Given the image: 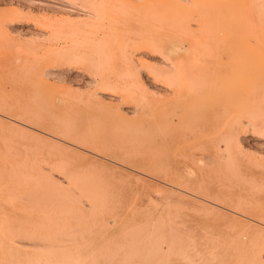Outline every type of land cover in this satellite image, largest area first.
<instances>
[{
	"label": "rangeland",
	"instance_id": "374dc122",
	"mask_svg": "<svg viewBox=\"0 0 264 264\" xmlns=\"http://www.w3.org/2000/svg\"><path fill=\"white\" fill-rule=\"evenodd\" d=\"M20 1L0 0V96L12 109L20 108L26 118L36 121L37 129L25 125L19 130L12 115L0 117V212L18 223L20 206L27 203L23 192L38 181L35 174L48 173L56 186L63 183V190L72 189L83 206L88 195H100L105 207L127 210L123 223L145 219L155 208L163 210L161 233L140 241L141 250L133 258L136 264H264V93L257 91L264 79L256 77L264 69V9L257 14L247 9L238 38L225 40L230 56L215 63L225 72L222 80L205 88L199 75L192 73L183 77L177 95L160 81L162 77H156L155 69L170 62L178 63L181 71L192 65L183 46L177 47L183 43L186 47L183 24L187 17L182 8L188 3H181L184 0ZM207 1L222 6L223 0ZM207 1L189 3L190 8L201 5V11L208 13H191L188 21L195 29L190 39L205 43L196 45V51L211 55L218 50L211 34L224 13L205 8ZM259 1L264 6V0ZM199 16L204 21L201 27L195 20ZM100 76L108 78L114 90L131 92L133 100H122L120 91L112 88L115 95L86 84ZM238 86H243L244 94ZM51 124L68 126L94 143L131 150L143 172L154 159L177 169L179 175L168 180L173 185L189 172L190 193L179 196L169 183H160L161 176L152 180L113 164L106 154L50 138ZM164 130L170 132L166 144L154 147L153 136L157 142ZM16 172L17 177L12 175ZM19 172L30 175V183ZM20 177L27 180L25 184ZM8 190H16L13 193L19 199L13 200ZM146 191L153 192L151 199L144 195ZM158 191L161 201L156 198ZM144 254L147 257L141 259ZM116 259L99 264H121Z\"/></svg>",
	"mask_w": 264,
	"mask_h": 264
},
{
	"label": "bare ground",
	"instance_id": "6f19581e",
	"mask_svg": "<svg viewBox=\"0 0 264 264\" xmlns=\"http://www.w3.org/2000/svg\"><path fill=\"white\" fill-rule=\"evenodd\" d=\"M198 1L199 0L181 1V3L182 2L188 3L187 5L185 4L184 7L182 6L183 7L182 13H185L186 17H187V19L184 21V24H183V32L185 34L186 47H184V43L180 44L177 47L181 48L183 46L182 48L184 51L183 50L182 51L188 55V57H186V61L187 62L190 61L192 65L186 66L181 71L178 68V63L170 62L168 64L166 63L165 65H162L163 66L162 68L155 69L156 73H157L156 77H162L161 78L162 80L160 79V81H162L163 84L165 83L166 85H168V87L177 95H179L181 93V88H182L181 81L184 80L183 77H186L192 73L199 75L197 77L199 78V80L201 81V84H203V86L205 88L208 86H211L210 84L213 82L216 83V82H219V80H222L224 75H225V72L222 74L221 70L217 68L215 63L224 59V58H228L230 56L231 52L229 50V47H227L225 45L226 44L225 40L228 39L229 37L237 39L238 36L240 35V32L243 30V22H244V18L242 16V13H246V11H248V10L251 13H256V12L259 13V12L263 11V9H264L263 4L259 0H223L220 3V4H222V6H219L216 3H213L211 5L210 4L211 2H208L207 0H205V1H207V3L205 4V8L211 9L210 11L223 9V10H219V11H221V13H224V15L221 16V19L217 20L215 32H213L211 34V40L209 38H206V39H209L212 44L218 45V50L216 51V53L210 55V54L203 53V52H206V50H204L202 52H201V50H199L200 51L199 52L197 49V51H196V45L200 46V45L205 44L202 42V39L199 41L197 39H194V40L190 39V36L195 29L190 28L188 16H190L191 13H208L205 11H201V5L195 6L194 9H192L188 6L189 3L194 4L195 2L197 3ZM26 2H30V1H26ZM20 3H21V1H20ZM32 3H33V1H32ZM196 3L194 5H196ZM174 6H176V5H174ZM191 6H193V5H191ZM89 8H93V4H91V6ZM84 9H85V7H84ZM170 12H171V10H170ZM76 13L79 14V12H76ZM228 13L229 14L233 13V16L227 17L229 15ZM74 14H75V12H74ZM84 15H85V12H84ZM90 15H91V13H90ZM85 16H87L86 18H88V14H86ZM97 16H99V15L97 14ZM97 18L99 19L100 17H97ZM192 20H194V19H192ZM195 20L198 24L197 25L198 27H201L202 24L204 23L201 16L196 17ZM97 21H99V20H97ZM179 29H178V31L182 32V30H179ZM38 35H41V34H38ZM145 42L146 43H144V46L148 47L149 42L147 43L146 40H145ZM221 44H223V45H221ZM145 50H146V48H145ZM197 52H198V54H197ZM192 53H195V54H193V56H192L191 55ZM167 60L170 61L169 59H167ZM140 61H141V59H140ZM244 68H246V67H244ZM54 71H56V70H54ZM52 72H53V70H52ZM45 73H48V72L44 71L43 74H45ZM49 74H51V71ZM256 74H257L256 77H258L259 79H264V69L258 71ZM151 77H152V75H151ZM115 78H117V77H115ZM155 81H159L158 78H155ZM248 81H249V78H248ZM231 82H232V79H231ZM206 83H208V84L205 86ZM239 83L241 84L240 81H239ZM86 84L87 85L89 84L90 86L91 85L95 86L97 89H100L101 92L107 91L109 94L111 93L112 95H115L113 93V91L110 90L111 88L113 89V86L111 85L110 80L108 78L103 77V76H100L98 79L91 78L90 80H88V82ZM237 84H235V85H237ZM244 84L246 85V83H244ZM244 84H243V86H244ZM247 85H249V84H247ZM48 86H46V87H48ZM238 87L242 88L241 86H238ZM247 87L248 86H246V89H247ZM52 88H53V86H52ZM212 88H214V87L212 86ZM251 88H252V85H251ZM253 88H255V87H253ZM135 89H136V87H135ZM165 89H167V88L165 87ZM108 90H110L112 92H110ZM233 90H234V88H233ZM244 90H245V86H244ZM244 90L242 88L243 94H244V92H243ZM116 91H120V93L118 92L119 98H121L122 100H124V101L133 100V95L131 92H128V91L126 92V91H122V90L115 88L114 92H116ZM121 91H122V93H121ZM136 91H137V89H136ZM257 91L264 93V83L257 88ZM107 92H106V94H107ZM237 92L239 94V91H237ZM240 92H241V90H240ZM94 93L97 95L96 92H94ZM220 93H222V92H220ZM88 95H89V93H88ZM92 96H93V94H92ZM198 101H199V99H198ZM119 104H120V102H119ZM124 107H125V105H124ZM110 110H112V109H110ZM134 110H136V107L132 106L131 111L134 112V114H135ZM36 112H37V110H36ZM6 114L12 115L11 116L12 119L20 124L19 130H24L25 128H23V127H26V126H30L32 128L37 129L36 127H34L35 124H37L36 121L33 122V120L26 118L20 108L12 109L10 107V104H8V102L0 96V117L4 116ZM233 114H234V112H233ZM132 115H133V113H132ZM231 115H229V116L231 117ZM235 115H237V113H235ZM240 116H242V115L240 114ZM253 116L254 115H252V117ZM6 117H8V116H6ZM154 118H155L154 120L156 121V115L154 116ZM193 118H194V116H193ZM228 119H230V118H227L226 120H228ZM167 120H168V118H167ZM226 120H225V122H226ZM26 121H28V122H26ZM165 124H166V122H165ZM32 128H30V130ZM45 128H46V125H45ZM49 128H50L49 132L51 133V134L49 133V135L52 136L50 138H61V140L65 139L64 141L69 144V147H70V145H72L73 147L83 149V151L88 150L87 148H91L92 151H96V153L100 156H105V155H102V153L106 154L105 157L110 162H113V164L119 165L121 167H125L127 169L129 168L130 170H133V172H136V171L141 172V173L147 175V177L152 178V180H153V178H156V176H161L160 177V183H161V181H163L164 183H166L165 185H167V183H169L168 180H172L173 177H176L179 175V172L177 171V169L170 168L166 165L161 164V162L154 161L156 159L151 160L150 168H148V170H144V172H143L142 170H139V168L137 167L136 158L133 155L131 150H124V149L116 148L114 146H109V145L106 146L100 142L94 143L87 136L81 134L80 132L78 133V132L70 129L68 126L67 127H60L58 124L57 125L51 124V125H49ZM11 130L13 131L12 134H14V135L17 134V132L15 130H13V129H11ZM37 133H40V132L37 131ZM42 133H44V132H42ZM128 133H129V131H128ZM167 134H170V132H167L164 130L162 132L161 137L160 138L157 137L158 143L156 142V139L153 136V142H154L153 146L155 147L158 144H160L161 146L165 145L167 142L166 137H168ZM24 139L26 140V138H24ZM122 140H124V139H122ZM21 142H24V140ZM52 142L55 145L57 144L54 141H52ZM24 143H26V142H24ZM24 143H22V145ZM67 143L64 145H68ZM28 144H29V142H28ZM57 145L60 146L59 144H57ZM94 145L96 147H94ZM66 147H68V146H66ZM66 147H65V149H66ZM241 147H243V146H241ZM241 149H243V148H241ZM22 150H23V148H22ZM15 155H17V154H15ZM219 156L221 157V155H219ZM154 157H155V155H154ZM48 166H50V165H48ZM83 169H81V170H83ZM9 171L11 172L12 169H9ZM16 174L18 176L17 172L13 173L12 175L16 176ZM23 175L24 174H22V172H19V176L23 177ZM29 176L30 175L27 176L28 177V179H27L28 181L26 180L27 183L29 182V180H32L31 176L30 177ZM183 176H184V178H182L181 181L177 182V185H173L172 183H169L174 188V190L177 191V194L179 196L180 195L183 196V194L185 195L184 192H189L188 191V185H189L188 181H189V177H191L190 173L186 172ZM24 177H26V176L24 175ZM33 177L34 178L37 177L38 181H37V179L34 180V186L32 184V188H28V189H26V192H23V193L27 194V196L25 195L27 203H25L23 205L21 204V206H20V214H19V218H18V223H16L15 221H12L11 220L12 218L8 217L2 211L0 212V256L11 257L8 259H0V264H99L100 260L103 261L104 263L105 262L107 263V262L112 261V258L115 256L117 257L116 262H120L121 264H136L133 262V258L141 250L140 241L143 242L145 240H149V238L152 236L157 237L161 233L158 226L163 223L162 222L163 219H162V215H161L162 211H163L162 209H159V208L153 209L151 211L150 215L146 216L145 219L140 218L139 220H136V222H134L133 224H131L130 220H126V222L123 223L124 219H123L122 215H125L127 210L121 208L120 210L116 211V209H113V207H111V208L105 207L104 203L101 202L103 200V198H101L102 196H100L99 194H97V195H99L98 197L95 194H94L95 196H89L88 195L87 198L85 197L87 200V205L83 206L82 200H80L78 197L75 196L77 194L72 193L73 192L72 189H71V191L63 190L62 189L63 183H60L62 186L58 185L61 187V188H59L58 186L55 185V181L53 180V177L51 178V176H49L48 173L46 175V174H43L40 172L38 174H35ZM22 179L23 178L20 177V179H18V180L22 181ZM18 180L16 182H13V183H17ZM23 180L24 181H22V183L26 182L25 179H23ZM185 180L187 182H185ZM120 183H122V182H120ZM38 185L40 186V188H38L39 187ZM33 187H37L38 189L33 188ZM167 188H170V187H167ZM167 188H166V190H167ZM14 191H16V190H14ZM24 191H25V189H24ZM84 191H86V190L84 189ZM13 192L9 191L8 193L12 194ZM155 192L156 191H154V193ZM23 193H21L20 197H23V195H22ZM156 194H158V197H156V195L154 197H156L158 199L159 194H160L159 191ZM19 195H20V193H19ZM144 195L150 196L147 199H149V198L151 199V195H153V192L146 191V192H144ZM191 195H194V194H191ZM12 196L14 198L13 200H15V198L17 197V195H15V194ZM24 197H23V199L21 198V200H24ZM27 197H29V199ZM156 198L154 199V201L156 200ZM160 198L158 200H160V201L163 200L162 198L161 199ZM8 199H11V198L8 197ZM16 199H19V197H17ZM26 200H24V201L26 202ZM158 200H156V203H159V202H157ZM173 200H174V198H173ZM98 201H100V202H98ZM167 201L169 202V200H167ZM170 201H171V199H170ZM9 202H12V201L9 200ZM151 202H153V200ZM165 202H166V200H165ZM167 203H166V205H167ZM153 204L156 205L155 203H153ZM161 204L162 203H160V205ZM139 205H140V203H139ZM167 206H169V205H167ZM166 240H167V238H166ZM114 241H117V242H114ZM103 242H106L107 244H105ZM155 248L156 247H154L153 249H155ZM109 252H112V253L109 254ZM13 256H19L20 259H14V258H12ZM146 257H147V255L144 254V255H142L141 259L146 258ZM161 259H163V258H161ZM137 264H143V263H137Z\"/></svg>",
	"mask_w": 264,
	"mask_h": 264
}]
</instances>
